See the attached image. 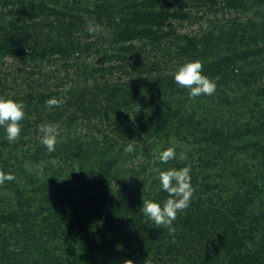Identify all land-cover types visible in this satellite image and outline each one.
<instances>
[{"label": "trees", "instance_id": "trees-1", "mask_svg": "<svg viewBox=\"0 0 264 264\" xmlns=\"http://www.w3.org/2000/svg\"><path fill=\"white\" fill-rule=\"evenodd\" d=\"M222 1L237 26L180 35L191 15L160 0H0V97L26 113L15 143L0 126V170L20 177L0 185V264H264V0ZM196 60L217 87L190 99L174 73ZM41 124L59 125L54 152ZM186 166L195 192L169 234L142 199L162 206L159 171Z\"/></svg>", "mask_w": 264, "mask_h": 264}, {"label": "clouds", "instance_id": "clouds-1", "mask_svg": "<svg viewBox=\"0 0 264 264\" xmlns=\"http://www.w3.org/2000/svg\"><path fill=\"white\" fill-rule=\"evenodd\" d=\"M89 35L104 34L106 37L110 35V29L106 30L102 25L96 23L94 20H88L85 29ZM203 64L201 61H190L184 63L174 73L175 83L182 87L189 89V98L195 99L201 95L211 96L216 91V80L202 74ZM63 100L50 98L45 101V107L51 109L52 107H59ZM26 118L25 104L17 102L13 99H6L0 97V126H3L6 131V139L9 143H15L20 138L21 121ZM41 134V143L45 146L49 153L56 150V145L59 143L60 136L59 125L41 124L38 127ZM134 151V145L130 141L124 148L126 154ZM159 160L161 163H168L170 160L176 158V151L174 147H169L159 153ZM180 159H185L183 154ZM27 167V164H26ZM190 166L182 169H169L159 171V181L161 189L168 194V198L160 203L152 200H143V206L140 209L142 213L148 217L156 228L166 227L169 234H174L176 229L173 227V221L176 220L177 214L185 211L191 202V198L195 192V188L191 185ZM14 175L6 174L0 170V185L5 181H13ZM123 264H134L130 259L124 260ZM145 264H149L146 260Z\"/></svg>", "mask_w": 264, "mask_h": 264}, {"label": "rangeland", "instance_id": "rangeland-1", "mask_svg": "<svg viewBox=\"0 0 264 264\" xmlns=\"http://www.w3.org/2000/svg\"><path fill=\"white\" fill-rule=\"evenodd\" d=\"M160 1L163 4H164V1L172 4L171 9L182 7V10L184 11V13L189 12L188 15H191L190 17H186V18H183L182 20L175 21L174 26H175L176 33L180 35H185V34L192 35L197 32L199 33L201 29L218 31L223 26L225 29H230L231 27L237 26L235 25V23L230 21L231 19H235L234 22H238L241 19H243V15L235 12L232 9H227V8L225 9L223 7L224 2L222 0H217L216 4L213 5V9H212L213 11L208 12L206 14L204 12L205 8H201L200 10H197L193 8L191 4H189L188 0H160ZM215 8L218 9L217 12L214 11ZM4 62H5L4 67H7L10 63H13V59L10 57H7L6 59H4ZM18 62L21 63L22 61L18 60ZM47 69L53 70V66L52 65L46 66V70ZM125 73L126 72H122V73L120 72L119 74L123 75L122 77L124 80H127L129 78L127 77ZM262 81L264 82V80ZM64 83L65 85L61 84L60 88H63L62 90L66 91L71 86V82H69V80H65ZM83 132H85V130ZM5 154H9L8 149L5 150ZM154 162H155V159L152 158V170L153 171L156 169L153 167ZM42 174L43 172H41L39 175H42ZM17 175L18 176H14V177L20 180L19 173H17ZM17 185H19V183Z\"/></svg>", "mask_w": 264, "mask_h": 264}]
</instances>
